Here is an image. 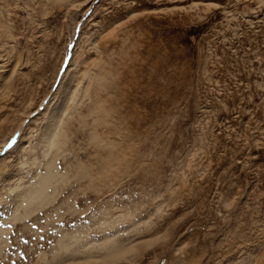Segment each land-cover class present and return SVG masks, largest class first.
I'll use <instances>...</instances> for the list:
<instances>
[{"label": "rangeland", "instance_id": "1", "mask_svg": "<svg viewBox=\"0 0 264 264\" xmlns=\"http://www.w3.org/2000/svg\"><path fill=\"white\" fill-rule=\"evenodd\" d=\"M93 258L264 264V0H0V264Z\"/></svg>", "mask_w": 264, "mask_h": 264}, {"label": "bare ground", "instance_id": "2", "mask_svg": "<svg viewBox=\"0 0 264 264\" xmlns=\"http://www.w3.org/2000/svg\"><path fill=\"white\" fill-rule=\"evenodd\" d=\"M56 112L54 111L47 118V120H46V122H47L46 128L41 133V135H42L41 138H44L46 140L45 144H47V147H48L47 149L53 150V151L55 149L57 151V149L59 148V137L53 131V123H54L53 121L55 120ZM18 130H19V128H18ZM48 153H49V151L45 152L46 155ZM53 160H54V157H53V159L51 161L46 163L47 167H46L45 172L39 177V179H37V180H39L38 182H34V184H33L34 186L32 185L29 189H27L25 191H22V192H20L17 195V197H16L17 199H15V202H14L15 206H13L14 209H17L18 207H22L24 209L29 210L27 205H30L32 203L39 202V201L42 202L43 200H45V198H46V194L44 192L45 187L50 182V180H52L51 178L54 177V174H53V172L51 170L52 164H53ZM35 183H37V184L35 185ZM27 210H25V212ZM17 214H19V213H17V211H16L14 213V216L11 217L12 218L11 220H16L17 219ZM120 252H121V250H118V249H113L111 251V258H113L112 261H116L117 260V257L119 256L118 254ZM70 253L72 255L74 254L73 252H70ZM100 259H102V260H100ZM100 259L93 258V260L91 262H94V263L98 262V263L102 264V263H105V262L109 261L106 258H100ZM109 262H111V261H109ZM74 264H90V262H89V259H84V260H81L79 262H74Z\"/></svg>", "mask_w": 264, "mask_h": 264}]
</instances>
